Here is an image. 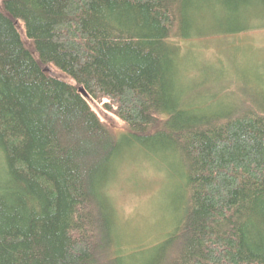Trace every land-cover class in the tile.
I'll return each instance as SVG.
<instances>
[{
	"label": "trees",
	"instance_id": "16d2710c",
	"mask_svg": "<svg viewBox=\"0 0 264 264\" xmlns=\"http://www.w3.org/2000/svg\"><path fill=\"white\" fill-rule=\"evenodd\" d=\"M261 30L264 0H0V264H264V100L182 76L184 44ZM137 148L181 172L146 250L109 193Z\"/></svg>",
	"mask_w": 264,
	"mask_h": 264
},
{
	"label": "rangeland",
	"instance_id": "374dc122",
	"mask_svg": "<svg viewBox=\"0 0 264 264\" xmlns=\"http://www.w3.org/2000/svg\"><path fill=\"white\" fill-rule=\"evenodd\" d=\"M212 36L216 38L183 45L186 57L182 62V76L185 88L191 91L188 96L194 100L195 95L204 93L209 83L228 77L232 93L264 100V30ZM256 75L258 81L254 80ZM203 77L207 80H202ZM247 80L251 82L248 85ZM106 116L111 130L119 134L121 124ZM181 185V172L175 162L148 158L138 148L122 160L109 193L125 243L138 242L133 249L143 246L146 250L172 231L178 216ZM159 233L162 234L156 238Z\"/></svg>",
	"mask_w": 264,
	"mask_h": 264
},
{
	"label": "bare ground",
	"instance_id": "6f19581e",
	"mask_svg": "<svg viewBox=\"0 0 264 264\" xmlns=\"http://www.w3.org/2000/svg\"><path fill=\"white\" fill-rule=\"evenodd\" d=\"M44 72H46V73H49V69L47 68V67H45L44 68V70H43ZM184 86L186 87V84H185V82H184ZM81 88V87H80ZM80 88H78V93H79V89ZM82 90H83V88H82ZM186 90H187V88H186ZM84 92V91H83ZM191 92V91H190ZM82 97H84L81 93H79ZM84 94H85V92H84ZM86 95V94H85ZM84 98H86L87 99V95H86V97H84Z\"/></svg>",
	"mask_w": 264,
	"mask_h": 264
},
{
	"label": "water",
	"instance_id": "95a60500",
	"mask_svg": "<svg viewBox=\"0 0 264 264\" xmlns=\"http://www.w3.org/2000/svg\"><path fill=\"white\" fill-rule=\"evenodd\" d=\"M79 93H81L84 97H86V95L84 94L82 88L79 89Z\"/></svg>",
	"mask_w": 264,
	"mask_h": 264
}]
</instances>
